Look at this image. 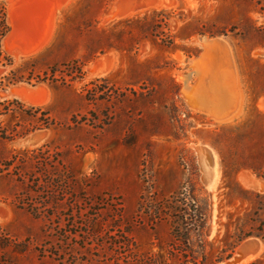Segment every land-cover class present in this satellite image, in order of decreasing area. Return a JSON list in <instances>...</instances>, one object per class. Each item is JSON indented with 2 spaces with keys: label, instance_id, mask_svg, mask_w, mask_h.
I'll return each instance as SVG.
<instances>
[{
  "label": "rangeland",
  "instance_id": "rangeland-1",
  "mask_svg": "<svg viewBox=\"0 0 264 264\" xmlns=\"http://www.w3.org/2000/svg\"><path fill=\"white\" fill-rule=\"evenodd\" d=\"M120 1L0 0L14 29L0 63V264H192L169 220L139 213L150 191L162 200L189 179L209 201V261L236 232L264 237V0L124 17ZM205 38L231 47L205 58L211 82L192 66ZM251 239L262 250L241 264H264V238Z\"/></svg>",
  "mask_w": 264,
  "mask_h": 264
},
{
  "label": "trees",
  "instance_id": "trees-1",
  "mask_svg": "<svg viewBox=\"0 0 264 264\" xmlns=\"http://www.w3.org/2000/svg\"><path fill=\"white\" fill-rule=\"evenodd\" d=\"M9 25L6 8L0 4V63L6 61V64H11V60L6 56L2 47L3 41L7 38L6 36L10 31ZM6 103L7 102L0 103V106ZM13 103L21 105L17 100ZM5 111H8V108H5ZM31 111L38 112L40 109L32 108ZM1 114L4 113H0V115ZM31 131L32 130H24L14 133V135L11 134L10 137L6 138L14 139L16 137H24ZM150 194L152 196L148 198L149 194H146L143 202L139 205V213L142 211L148 213L153 223L163 219H167L171 222L173 246L177 247V249H175L176 256L180 255L185 263L213 264V262L208 260L206 247L204 246L208 238L207 227L210 206L203 187L193 182V179H189L183 189L171 197L158 200L154 192L150 191ZM33 213L36 216L34 210ZM8 235L9 234L5 235L7 237L6 239L12 237ZM250 237L264 238L262 235L258 234H237L236 232L232 236L233 241L226 242L225 249L222 251V253L228 252V256L226 258H223V256L218 258V262L231 257L236 247ZM1 248H4V245L0 242V249ZM3 264L9 263L4 261Z\"/></svg>",
  "mask_w": 264,
  "mask_h": 264
},
{
  "label": "water",
  "instance_id": "water-1",
  "mask_svg": "<svg viewBox=\"0 0 264 264\" xmlns=\"http://www.w3.org/2000/svg\"><path fill=\"white\" fill-rule=\"evenodd\" d=\"M151 3L157 6H165V5L177 4V0H122L117 4L115 13L120 15L121 17H124L126 16L127 13L134 11L136 9L137 10H142L141 8L145 9V6H149ZM10 32H11V29L9 33ZM9 33L7 34V36L9 35ZM14 45L15 44H13L12 46ZM36 95L37 94H34L33 92H30V93L27 92L26 97L30 98L32 101H36L35 100ZM204 151H205V154L203 157L205 161L207 162L208 166L212 168L213 167L212 152L208 149H205ZM205 177H206V180H205L206 184H208L211 178L207 174L205 175ZM261 190L264 191L263 183L261 185ZM213 220H214V211L212 212V223H213ZM261 250H262V243L259 240L257 239L247 240V241H244L236 249L235 253L232 254L230 258L218 264H241L245 260L249 258H253L256 255H258Z\"/></svg>",
  "mask_w": 264,
  "mask_h": 264
},
{
  "label": "bare ground",
  "instance_id": "bare-ground-1",
  "mask_svg": "<svg viewBox=\"0 0 264 264\" xmlns=\"http://www.w3.org/2000/svg\"><path fill=\"white\" fill-rule=\"evenodd\" d=\"M25 1V0H24ZM29 4V3H28ZM13 5V4H12ZM175 4H171V5H165V6H158V7H172V6H174ZM154 6H157V5H154V4H150L149 6H145V9L146 8H149V7H154ZM14 7L15 6H13V8H11V10H10V15L12 16L13 15V11H15L14 10ZM28 7V6H27ZM31 7V6H30ZM36 7V6H35ZM19 8V7H18ZM17 8V9H18ZM16 9V10H17ZM142 10H143V8H141ZM136 11H140V10H134V12H136ZM24 12V11H23ZM114 12H115V8H114ZM132 12V11H131ZM130 13V12H129ZM129 13H127L126 15H128ZM15 14V13H14ZM116 14V13H115ZM32 15V14H31ZM43 15V14H42ZM118 15V14H117ZM131 15H134V13H132V14H130L129 16H131ZM118 16H120V15H118ZM12 17H14V16H12ZM22 17V16H21ZM34 17V16H33ZM9 18H10V16H9ZM13 19V18H12ZM33 19V18H32ZM15 20V19H14ZM40 20V19H39ZM11 21V20H10ZM9 21V19H8V22H9V24L10 25H13V24H11V22ZM24 21H25V19H24ZM26 21H28L27 19H26ZM51 21V20H50ZM15 22V21H14ZM29 22V21H28ZM27 22V23H28ZM13 23V22H12ZM16 23V22H15ZM26 23V24H27ZM23 24V23H22ZM22 24H20V25H22ZM24 24H25V22H24ZM25 24V25H26ZM33 24V23H32ZM24 25V26H25ZM51 26V25H50ZM53 26V25H52ZM26 28V27H25ZM20 30V29H19ZM22 31V30H21ZM14 32V29H13V31L11 32V34ZM17 32V31H16ZM13 35H15V34H13ZM18 37V36H17ZM46 37H48V36H46ZM7 39L8 38H6L5 40H4V42H3V46H5V44H6V42H7ZM40 44V43H39ZM21 45V44H20ZM203 48L205 49V54L203 55V56H201L200 58H197V59H195V60H193V63H192V66H193V68H194V70H195V72L197 73V74H199V76L201 75V77H202V79L204 78L205 80H207L208 82H211V78H210V75L208 74L209 72H208V68H206L207 66H208V63L209 62H207V61H209V60H205V58L207 57V55L208 54H210V53H213V55H214V57L215 56H217L219 53H221V50H223V51H225L226 52V54L227 55H229V57H230V55H231V47H230V45L226 42V41H224V40H222V39H219V38H217V39H209V38H205V41L203 42ZM21 51V50H20ZM37 51V50H36ZM27 54V53H26ZM233 56V55H232ZM221 56H219V58H220ZM225 57V56H224ZM228 56H226V58H227ZM228 57V58H229ZM212 58V57H211ZM210 58V59H211ZM227 58V59H228ZM216 59H218L217 57H216ZM230 59V58H229ZM215 62V61H214ZM214 62H213V64H214ZM232 62V61H231ZM230 62V63H231ZM232 64V63H231ZM209 67H211V66H213L212 64H210L209 63ZM233 65V64H232ZM231 65V66H232ZM235 65V64H234ZM228 66V65H227ZM233 67V66H232ZM234 68V67H233ZM223 69V68H222ZM235 74V73H234ZM206 81V82H207ZM188 82V81H187ZM188 85V84H187ZM197 85V84H196ZM203 86V85H202ZM189 88V89H188ZM187 88V90H186V92H187V94L188 95H190L189 93H190V89H192V87H188ZM194 88V87H193ZM15 90H18L19 91V93H17V94H21V95H24V96H26V94H27V92L28 91H26V90H24V89H15ZM20 91H25V93H22V92H20ZM210 91V90H209ZM29 93V92H28ZM240 97V96H239ZM28 98V97H27ZM241 98V97H240ZM28 99H30V98H28ZM27 102V101H26ZM31 102V101H30ZM33 103V102H32ZM216 107H219V106H216ZM220 108H222V107H220ZM221 110V109H220ZM220 110L219 111H217V113L218 112H220ZM227 110H229V109H227ZM235 111H237V109L235 110ZM233 112V114L234 113H236V112ZM207 112V111H206ZM209 112V111H208ZM214 112V111H213ZM222 112H223V110H222ZM211 116L212 115H214V114H210ZM221 115V114H220ZM219 115V116H220ZM227 115V114H226ZM232 115V114H231ZM231 115H229L228 116V118L227 119H225L226 121H230V120H232L233 118H234V115L233 116H231ZM214 117H216V113H215V115H214ZM221 117V116H220ZM218 117H216V119H217ZM224 118V117H223ZM218 120L220 121V119L218 118ZM222 120V119H221ZM203 153L205 154V151H203ZM212 155L214 156V154L212 153ZM213 156H212V158H213ZM205 161V160H204ZM205 165H206V174L208 175V176H210V178H211V180L209 181V183L207 184V187L209 186L210 187V185L211 184H214L215 182H216V180L218 179V172H216L215 171V164L213 163V167L212 168H210L209 166H208V164H207V162L205 161ZM212 176V177H211ZM262 185V184H261ZM260 189H261V187H260ZM256 257V256H255ZM254 258V257H253ZM251 258H249V259H247V261L248 260H250ZM246 261V260H245ZM244 261V262H245Z\"/></svg>",
  "mask_w": 264,
  "mask_h": 264
},
{
  "label": "crops",
  "instance_id": "crops-1",
  "mask_svg": "<svg viewBox=\"0 0 264 264\" xmlns=\"http://www.w3.org/2000/svg\"><path fill=\"white\" fill-rule=\"evenodd\" d=\"M236 112V111H235Z\"/></svg>",
  "mask_w": 264,
  "mask_h": 264
}]
</instances>
